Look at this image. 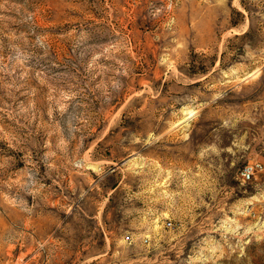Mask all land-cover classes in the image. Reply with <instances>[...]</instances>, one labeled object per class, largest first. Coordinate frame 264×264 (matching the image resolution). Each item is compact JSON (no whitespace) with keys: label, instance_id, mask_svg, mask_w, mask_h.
<instances>
[{"label":"rangeland","instance_id":"1","mask_svg":"<svg viewBox=\"0 0 264 264\" xmlns=\"http://www.w3.org/2000/svg\"><path fill=\"white\" fill-rule=\"evenodd\" d=\"M257 160L264 0H0V264L264 258Z\"/></svg>","mask_w":264,"mask_h":264},{"label":"crops","instance_id":"2","mask_svg":"<svg viewBox=\"0 0 264 264\" xmlns=\"http://www.w3.org/2000/svg\"><path fill=\"white\" fill-rule=\"evenodd\" d=\"M121 240H119L120 243ZM260 249L261 246L259 242L256 240V238L251 237V240H248L245 243V252L240 259L238 264H264V258L260 256ZM108 252H95L89 255H84L83 258L85 260H90L92 262L97 261V260H103L106 258ZM124 254L126 252L124 251ZM131 259V255L129 257Z\"/></svg>","mask_w":264,"mask_h":264},{"label":"built area","instance_id":"3","mask_svg":"<svg viewBox=\"0 0 264 264\" xmlns=\"http://www.w3.org/2000/svg\"><path fill=\"white\" fill-rule=\"evenodd\" d=\"M264 174V161H248L240 172V179L243 183L258 180ZM130 237H128L129 239Z\"/></svg>","mask_w":264,"mask_h":264}]
</instances>
